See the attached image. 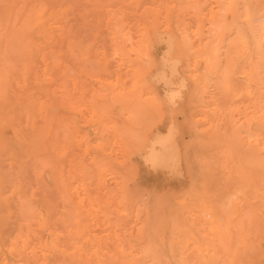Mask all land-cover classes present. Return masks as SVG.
Segmentation results:
<instances>
[{
    "label": "rangeland",
    "instance_id": "1",
    "mask_svg": "<svg viewBox=\"0 0 264 264\" xmlns=\"http://www.w3.org/2000/svg\"><path fill=\"white\" fill-rule=\"evenodd\" d=\"M32 1L33 2L31 3V0H0V28L2 24L3 29H0V37L2 38H0V42L2 41V43H0V80L1 76L3 75V72L1 71H4L5 76H3L4 78H6L5 83L7 84V86L5 84V87L4 82L2 83L4 87L3 88L1 85L2 91L6 88V90L3 91L6 93H3V96H1L2 93L0 95V151H3V148H5V150L3 151L4 153L2 151L0 152L2 153V156L0 154V182H2L0 183V201L3 204V208H1L2 206L0 204V209L3 210L5 208L3 210L4 212L0 210V213H3L1 215H3L4 218H7L4 219V223L0 224V226L2 225L1 228L6 229L4 230L0 228V253L1 251H3L0 255V264H111L112 262L115 263L118 260L120 261L122 258L124 260L122 259V262L118 261V263L169 264V261L171 262L172 260L171 247L176 245H179L180 248H182L183 252L189 258H198V252L194 249L195 243H200L199 245L202 250H204L205 248L211 249L216 244L222 246V243H224L229 247L228 250L229 252H231V254H229L231 259L235 258L236 260L240 261L241 218L239 215L241 213V101L231 98L224 91V89L221 88V83H218L217 81L219 73H222L226 69H230L232 71L235 70V68H230L229 65L231 61H234L231 56L232 48L236 45L234 31L236 28V24L237 27L240 25V27H242V16L240 20L239 18H233V15H231L230 13H225L221 8L225 7L224 5H227L225 2L226 0ZM146 3L150 4L146 5ZM42 4L46 6L49 4L47 8H51L50 10H48V12L51 14L50 20H46V29L48 31H43L35 24H31L28 26L23 25V23H26L25 20L27 16L33 11L34 6H40ZM251 5L255 6V9L257 10L256 21L258 22L264 14V0H251ZM243 8L244 5L241 1V3L239 2L237 6L238 14H243ZM172 11L175 16L172 14ZM133 12H138L137 16L134 15ZM195 15L197 18L195 17ZM228 15L230 18L228 17ZM5 16L9 19L5 18ZM16 16H21L22 19L19 18V20H17ZM167 16L171 23V29L169 30L166 29ZM232 18L233 22L231 20ZM15 20H17V22L19 21V24ZM115 21L116 23L121 22L123 24L122 26L121 23V25L118 23V30L121 28L123 29L121 34H127L126 36L124 35L127 38V41L125 43V46H123L124 52L125 54H127L125 56L127 63L125 61H122L118 54H114L115 47L111 41V31L114 27L110 26H115ZM16 23L18 25H16ZM146 23L148 25H146ZM14 24L16 28H14ZM184 25L188 26L184 27ZM226 25L229 32H227L226 30ZM212 27L217 29H214L215 33L213 32ZM30 28L34 30H31ZM142 28H154L155 33L158 34L157 36H166L167 32H170L168 35H173L174 38H178L181 36L185 37V33H187L188 35L186 34V37L189 38L188 40H190L189 42L191 45L197 47L200 42L201 46L203 45V43L204 45L207 44L211 48L212 54H214L212 55L214 59L211 60L210 65H206L200 58H198V64L196 63L195 65L191 57L182 59L181 64H179V73H177V76H180L179 78H181L184 85L187 86L184 87L186 89L183 88V92L180 94L179 99H173L174 105L172 104L170 106V104L167 103V100H169V96L172 95L167 91V88H165V86L161 82L156 84L153 80L155 74H157V72L159 71V67L161 69V57L166 55L164 53L166 52L165 44L161 42L157 43L156 41L153 42L154 45L152 44L150 46L151 49L148 54L144 53L143 55H141V59L137 58L134 52L129 49V46H133L132 44L137 40V36L139 32L141 33ZM17 30H20L22 33H24L23 36L26 32L28 33L27 35L30 36V38H28L27 36L29 48H27L24 52L17 51L18 49L16 50V52L13 51L18 47V45L16 46V48H13L12 51L10 50L13 46L15 47L16 44L15 42L14 45H10L14 41H16L15 38L11 37V34ZM218 30L220 31V33L217 32ZM31 33L33 35L32 37ZM128 36L132 41L128 38ZM4 37L5 40H3ZM40 37L42 40H39ZM31 38H33L32 43H30ZM35 38H37L38 41ZM190 38L193 39L191 40ZM11 39L14 40L11 41ZM75 39H77V41H74ZM6 43H8L7 46ZM81 43L84 45H82ZM53 45L55 47L57 46V48H54ZM61 46L65 49H62ZM6 48L7 53L5 52ZM57 49L59 50V52ZM82 49L83 51H81ZM228 49L230 50V53L228 52ZM106 50L109 52H107ZM214 50H216V53ZM2 51L3 53L5 52V54H3ZM9 52L10 54H13L12 57H10L11 55L9 54ZM49 52H52V55H50L54 58L52 57L50 59ZM109 53H112V55H110ZM7 54L9 57L6 56ZM62 54L65 59L62 58ZM115 55L117 56L113 60V56ZM55 56L59 58V60ZM60 57L63 59V61ZM102 57L107 58L106 67H103L102 63L100 62V58ZM109 57L112 58L110 59ZM1 58L4 63L1 61ZM8 58H10L11 61H9ZM92 58L95 59V61ZM77 61L79 64L77 63ZM110 61L112 65L109 64ZM147 61L149 64L148 66L144 67L147 69H144L143 65H146ZM19 63L23 64L24 66L19 65ZM75 63L76 65H74ZM64 65L70 66H68V71L63 69ZM96 65L99 67H97ZM11 66L13 67V69L10 68ZM86 67H88L89 70ZM84 68H86L87 70H85ZM25 70H27L26 74ZM56 70H59L60 75ZM100 70L103 74L105 72V76H114V80H111V78H104L103 74L101 77ZM102 70L105 71L103 72ZM195 70H199V72H208V85L205 89H202V91L199 90V94L194 92L196 89L195 75L197 74ZM65 71L68 76L66 75ZM97 71L98 73H96ZM10 72L11 74L9 75ZM94 72L97 74V78L99 79L95 78L96 75L94 74ZM88 73L90 75H88ZM7 74L9 76H7ZM98 75L100 76L98 77ZM60 76L62 78L60 79L61 81H59L58 79L60 78ZM49 77L52 79H50ZM239 77V74H234V83L236 85L241 83ZM64 78L67 79L68 83L64 82L66 81L64 80ZM109 81H111V83ZM65 83H67L68 85ZM57 84L61 85L59 86ZM93 84L96 86L94 87ZM218 86L220 87L221 91L219 90ZM158 89L159 92H157ZM162 89L163 91H161ZM214 91L217 92V94H215ZM45 93H47L46 97L44 96ZM113 94L117 97V101H114V99H111L110 101V98H112ZM153 94L157 97L152 96ZM164 96L165 98L163 99L162 97ZM200 96L201 98H199ZM49 97L54 101V103ZM127 97L131 98L130 101H127ZM134 97L136 98V100H134ZM83 98L86 99L84 100ZM228 98H231V100L228 101ZM140 100L143 103H141ZM44 101L51 102L52 105L55 104L54 106H56V108L53 106V111L50 117L51 124L48 127L43 125L42 118L38 113V106L41 102ZM112 101L114 104L111 103ZM110 103L114 105V109L112 108V105L110 107ZM143 104L145 106H143ZM180 105L182 109L180 108ZM166 106L169 109L166 108ZM30 107H32V111L29 109ZM123 107H125L126 110ZM206 107L209 109H207ZM175 108L176 112H178L177 109L181 110L179 111L180 113L175 112L177 115L173 113ZM61 112H63L64 116ZM120 112L122 114H120ZM57 114H59L60 116H57ZM52 115H55V117H52ZM188 115L189 117H187ZM144 119L149 122L147 126L145 125L146 121H144ZM39 123H41L42 125H40ZM162 123H164V125ZM37 124H39L40 126H38ZM155 124L157 125V127ZM168 124L173 125V144L175 145L177 151L180 153L181 157L180 160H178L179 162L175 161L173 162V164L172 162H169V164L173 166L170 165L168 167L156 168L150 163L148 164V162L146 161L149 153L147 145H149L148 143H150L152 145V151H159V147H157L158 145L153 142L155 137V135L153 134L155 132H158L161 136L167 135ZM70 125L75 130L74 136H70ZM185 125L188 126L185 127ZM206 125L207 127H205ZM39 127L41 128L39 129ZM60 128L62 131L64 129L69 130L68 133H70L68 134L66 130L65 132L68 135L65 132L63 133L62 131L60 133ZM35 129H37L38 132H36ZM34 132H36L37 134H35ZM45 132L47 135L45 134ZM33 135L35 138L37 137V150L32 152L26 146H28L29 140ZM42 135L45 137V139L42 138ZM39 136L42 140L39 138ZM145 137L146 139L148 138V141L145 139ZM150 139L152 143L149 142ZM41 142L43 143L41 144ZM195 144H198L197 148ZM41 145H43L44 148ZM76 145H78L77 148ZM99 145L100 148L96 149V147ZM191 147H193L194 149ZM202 147L205 150L201 149ZM73 148L75 149L74 151ZM110 150L111 152H109ZM135 150L138 154L135 153ZM140 150L141 152H139ZM202 150L204 151V154L203 152H201ZM14 151L15 153H13ZM16 151H18V153ZM39 151L41 154L39 153ZM43 151L45 152L42 153ZM27 152H32L33 154H27ZM234 153H236V156H234ZM44 154L45 156H43ZM140 154L141 157L139 156ZM31 155H34V160L32 159ZM25 156L30 157L26 158ZM66 156H68V158ZM216 156L221 160H218ZM65 159L66 163L65 161H63ZM17 162L18 166L16 164ZM34 162L36 163L34 164ZM64 164H66L67 167L64 166ZM118 168L119 170H116ZM80 170L85 171V176L81 177L79 175ZM217 171H219V173ZM41 175H43L44 178ZM61 176L65 177L64 184L67 185L66 190L61 187ZM48 177L50 180L48 179ZM182 178H184V180ZM134 179L135 181H133ZM170 179L172 182L170 181ZM227 181H229V184L227 183ZM49 185L52 188H50ZM180 185L183 187L180 188ZM234 185H236V187ZM73 188H75V190ZM217 188L219 190H217ZM147 189L148 191H146ZM27 190H30L31 192H28ZM49 190L50 192H48ZM40 191H42L43 193ZM222 191H224L225 193ZM24 192H27L30 200L25 197L26 193ZM91 192H93V194ZM45 193L46 195L44 196ZM18 195H23L24 197L21 196V198H27L28 202L30 203H28L27 200H25V202L20 197L19 198L21 200H18ZM41 195L43 196L41 197ZM84 195L86 198L84 197ZM166 195L169 197H167ZM40 197L42 199L43 197H48L47 199L52 198L49 201L51 206L49 205V208L45 206V204H43V206L40 203L42 201V199L40 201ZM162 197H164L165 199H163ZM16 199L20 203L21 201H23L22 203H25L23 208L21 209H24L25 212L28 213L31 209H29L27 205L32 207V204L39 201V205H33L37 208L36 210H38H35L36 212L34 211L36 217L33 213L30 214L31 219H27V216H30L27 213L23 212V210H19L20 206L22 207V203H17ZM47 199L44 200L46 201ZM163 200L164 203H161L163 202ZM51 201L53 203H51ZM47 202L48 200L46 201V203ZM64 204L65 206L70 205V208H64ZM160 204L163 205L161 206ZM24 207L28 209H25ZM46 207L48 209H46ZM72 207L75 208V211H73L74 208L71 209ZM118 207L119 209H121L120 212L118 211ZM155 208L156 210H154ZM17 209L18 211H16ZM214 209L217 211H215ZM47 210H49L50 212ZM176 210L178 211V213L176 212ZM219 210H221L222 214L219 212ZM39 211L42 216L38 214ZM77 211L79 212V214L77 213ZM121 211H123L124 213ZM155 211L158 213L156 214ZM210 211L218 215L217 217L220 216L214 223H210V221L212 220V217L209 213ZM16 212L18 213L16 214ZM21 212L25 214V220H22V218L20 217ZM51 212H53V216L51 215ZM160 213L164 216L162 217ZM202 213H204V215H202ZM4 214H6V216ZM1 215L0 221L3 219V216L1 217ZM18 215L21 220H17ZM50 215L52 216V220ZM74 215H76L77 217L82 216L84 220L87 219V225H83L82 223L76 224L74 228H69L68 226H74V223H79L78 220L82 219H77L76 217V221L78 222H75ZM155 215L158 216L156 217ZM177 215L181 217L178 222L177 219L180 217H177ZM32 216L35 217L36 221ZM47 217H50V220H48L49 218ZM70 217H72L73 220H71ZM90 217H92L91 220ZM152 217L156 218L153 219ZM111 218H114V220H110ZM67 219H70L69 222ZM263 219L262 221H264ZM60 220H62L63 223ZM151 220L155 221L153 223H156V228L155 225L151 224ZM50 221L51 223H49ZM25 222H28L29 224ZM262 223L264 225V222ZM58 224L60 227L58 226ZM90 224L92 225L90 226L91 229H89L88 226ZM99 224L100 226L103 224L102 227H100ZM63 225H66V228H62L64 227ZM84 226H87L86 229H89V231L84 230ZM191 226L193 227V229L190 228ZM58 227L61 229H57ZM76 227L78 229H76ZM147 227H149L152 232L149 228L146 229ZM213 227L216 228L217 231H213ZM100 228L103 229L99 230ZM2 230L3 232H5L3 233ZM63 230L66 233L61 234V231L63 232ZM96 230H99V235L97 232L94 233V231ZM147 230L149 232H147ZM8 231H10L9 233L12 234V238L10 237L11 235H7ZM39 231H41L42 235H44L45 233L46 234L42 236ZM85 231L88 233V238H86V236L84 240L82 239L80 241L78 237H83ZM263 231L264 230L262 229L260 231V234L259 232L257 233V241L256 238H253V244L255 245L254 248L256 249L254 250L256 254L257 250H259V253H261L262 255L264 252V250H262L264 249ZM2 233L6 235L2 237ZM13 233H15V235ZM23 235H25V239ZM148 235L151 237H149ZM190 235L193 236L194 240L191 239ZM7 236L11 239L12 243L10 239H7ZM2 238H5V240H9V242H5ZM68 239L71 240V243L72 240H74L73 242L76 243H73L70 246L68 245L70 244ZM142 240H144V244ZM83 241H85L84 244L89 248L92 246V248H90L92 252H89V249L87 250L88 253H86L84 251L83 244H77L78 242L83 243ZM159 242L161 244H158ZM6 243H8L9 245ZM5 244L8 246H5ZM151 245L152 247L150 248ZM87 246H84L85 250ZM119 247L122 250H120ZM54 253L57 256H55ZM237 253H239V258L236 255ZM14 254L17 255L14 257ZM72 254L74 257H72ZM83 254L86 257V260L82 258ZM220 254L221 256L223 255L222 253ZM60 255L62 258H58ZM127 255L128 258H126ZM262 255H259V257H261ZM54 256L57 258H55ZM263 258L264 255L262 256V258H259L258 264H264ZM56 259L59 261L55 262ZM60 259L62 260L60 261ZM132 259H134V262L132 261ZM105 260H107V263Z\"/></svg>",
    "mask_w": 264,
    "mask_h": 264
},
{
    "label": "bare ground",
    "instance_id": "2",
    "mask_svg": "<svg viewBox=\"0 0 264 264\" xmlns=\"http://www.w3.org/2000/svg\"><path fill=\"white\" fill-rule=\"evenodd\" d=\"M137 1V0H136ZM150 1V0H149ZM180 1V0H179ZM187 1V0H186ZM195 1V0H194ZM241 1H242V3H243V5H244V8H243V10H244V12H243V14L241 15V13L240 14H238V9H237V6H238V3L240 2L241 3ZM33 1L31 0V3H32ZM176 2V1H175ZM199 2V1H198ZM198 2H196V3H198ZM226 2V4L227 5H224L225 7H223V8H221L225 13H230L231 15H233L232 17L233 18H235V19H240L241 20V16H242V23H243V25H242V27H240V26H238L237 27V24H236V28H235V31H234V34H235V40H236V45L232 48V52H231V56H232V58H233V60L234 61H231V63H230V68H235V70L234 71H232V70H230V69H226L225 71H223L222 73H219V75H218V83H221V88L222 89H224V91L231 97V98H234V99H237V100H239V101H241V213H240V218H241V257L239 258V256H238V254L239 253H237L236 255L238 256V258L240 259V261L239 260H236L235 258L234 259H231V257H230V255L229 254H231V252H229V250H228V245H225L224 243H222V246H219V245H215V246H213L211 249H207V248H205L204 250H202L201 249V247H200V243L198 244V243H195V251H197L198 253V258H196V259H192V258H189L184 252H183V250H182V248H180V246L179 245H176V246H172L171 247V256H172V260H171V262L169 261V264H258V261H259V258H262V256L264 255V252H263V255L261 254V253H259V250H257V254H256V252H255V245L253 244V242H254V240H253V238H256L257 237V233L259 232V234H260V231L263 229L264 230V225H263V223L262 222H264V221H262V219H263V216H264V14L262 15V18L260 19V21H256V14H257V10L255 9V6H252L251 5V0H226L225 1ZM224 2V3H225ZM47 3V2H46ZM157 3V2H156ZM180 3V2H179ZM148 3H146V5H147ZM150 4V3H149ZM148 4V5H149ZM183 4H184V2H183ZM251 6H250V5ZM258 4V3H257ZM49 5V4H48ZM47 5V6H48ZM154 5V4H153ZM182 5V4H181ZM203 5V4H202ZM255 5V4H254ZM47 6L46 5H44V4H42V5H35L34 6V8H33V11L27 16V18H26V20H25V22L26 23H23V25H31V24H35L38 28H41L43 31H45V30H47L46 29V20H50V17H51V14L48 12V10H50L51 8V6L49 7L50 9H48L47 8ZM130 6V5H129ZM177 6V5H176ZM213 6H215V5H213ZM132 7V6H131ZM178 7V6H177ZM177 7H175V8H177ZM211 7H212V5H211ZM27 9H28V6H27ZM132 9H134V8H132ZM206 9V8H205ZM218 9V8H217ZM128 10V9H127ZM129 11H130V9H129ZM134 11V10H133ZM191 11H193V10H191ZM207 11V10H206ZM185 12H186V10H185ZM209 12V11H208ZM224 12H223V14H224ZM138 13V12H137ZM137 13H134L133 12V14L134 15H136L137 16ZM152 13V12H151ZM164 13V12H163ZM221 13V12H220ZM10 14V13H9ZM156 14V13H155ZM172 14H173V11H172ZM209 14V13H208ZM11 15V14H10ZM22 15V14H21ZM126 15V14H125ZM174 15V14H173ZM220 15V14H219ZM234 15H235V17H234ZM9 16V15H8ZM175 16V15H174ZM209 16H211V15H209ZM12 17V16H11ZM14 17V16H13ZM18 17V18H17ZM188 17V16H187ZM195 17H196V15H195ZM202 17V16H201ZM228 17H229V15H228ZM5 18H7L6 16H5ZM19 18L20 19H22L21 18V16H16V19L17 20H19ZM145 18V17H144ZM151 18H153V17H151ZM155 18V17H154ZM197 18V17H196ZM200 18V17H199ZM208 18V17H207ZM230 18V17H229ZM233 18L231 19L232 20V22H233ZM7 19H9V18H7ZM117 19H118V17H117ZM116 19V20H117ZM147 19V18H146ZM173 19V18H172ZM171 19V20H172ZM226 19H227V17H226ZM14 20V19H13ZM17 20H15L16 22H17ZM119 20H120V17H119ZM122 20V19H121ZM164 20V19H163ZM202 20V19H201ZM14 21V22H15ZM140 21V20H139ZM235 21V20H234ZM150 22V21H149ZM154 22V21H153ZM152 22V23H153ZM191 22V21H190ZM12 23H13V21H12ZM18 24H19V21L17 22ZM16 23V25H18ZM116 23V21L114 22V24ZM119 24L121 23V22H118ZM118 23H116L115 24V26H110V27H114L113 28V30L111 31V35H112V37H111V41H112V44L114 45V47H115V53L114 54H118L119 55V57H120V59L122 60V61H125L126 63H127V60H126V58H125V56L127 55V54H125V52H124V47L123 46H125V43H126V41H127V38L125 37L127 34L126 33H124V34H121V32H122V28L121 29H119L118 30V28H119V26H118ZM148 23V22H147ZM146 23V25H148ZM196 23V22H195ZM9 24V23H8ZM10 24H11V22H10ZM122 24V23H121ZM120 24V25H121ZM157 24V23H156ZM179 24V23H178ZM203 24V23H202ZM217 24V23H216ZM235 24V23H234ZM6 25V24H5ZM4 25V26H5ZM153 25H155V24H153ZM158 25V24H157ZM204 25V24H203ZM218 25V24H217ZM228 25V24H227ZM227 25H226V30H227V32H229L228 31V27H227ZM14 26H15V24H14ZM122 26H123V24H122ZM166 26H167V28L166 29H171L170 27H171V23H170V21H169V19H168V16H167V19H166ZM185 26H188V25H184V27ZM196 26V25H195ZM220 26V25H219ZM218 26V27H219ZM133 27V26H132ZM154 27V26H153ZM207 27V26H206ZM239 27H240V29H239ZM8 28V27H7ZM6 28V29H7ZM14 28H16V26L14 27ZM13 28V29H14ZM148 28V27H147ZM197 28V27H196ZM213 28V32H214V29H216V28H214V27H212ZM223 28H224V26H223ZM242 28V29H241ZM1 30H3L2 29V24H1V28H0ZM31 30H34V29H32V28H30ZM162 29V28H161ZM8 30V29H7ZM25 30V29H24ZM121 30V31H120ZM194 30H196V29H194ZM217 30V29H216ZM221 30V29H220ZM11 31V30H10ZM23 31V30H22ZM26 31V30H25ZM48 31V30H47ZM143 31V32H142ZM142 31H141V33L139 32V34H138V36H137V40L132 44L133 46H131L130 44V50L131 51H133L134 52V54H135V56H137V58H139V59H141V55H143L144 53H147L148 54V52L150 51V49H151V45L153 44V42H161V43H164L165 44V47H166V52H164L166 55H161V56H163V57H161V69H160V67H159V71L157 72V74H155V73H152V74H155V76H154V83H159V82H161L164 86H165V88H167V91L168 92H170V94H172V95H170L169 96V100H167V98H166V100H167V103H169L170 104V106L174 103L173 101L175 100V98L176 99H179V97H180V94L183 92V88L184 87H186L185 85H184V83H183V80L181 79V78H179L178 76H177V73H179L178 72V69H179V64H181V61H182V59H186V58H188V57H191V59H192V61H193V63H194V65L197 63V62H199L198 61V58H200V59H202L203 61H204V63L206 64V65H210V62H211V60H213L214 59V57L212 56V55H214V54H212V50H211V48L207 45V44H205L204 45V43H203V45L201 46V42L198 44V46L197 47H194V45H191L190 44V40H188L189 38H187L186 37V34L187 33H185V37L187 38H185V37H176V38H174V36L172 35H168L169 33L167 32V35L166 36H157L158 34L157 33H155V30H154V28H152V29H146V28H142ZM167 31V30H166ZM1 32V31H0ZM24 32V31H23ZM29 32V31H28ZM32 32V31H31ZM190 32V31H189ZM217 32H219L220 33V31L218 30ZM33 33H36V32H33ZM47 33V32H46ZM172 33V32H171ZM210 33H212V32H210ZM215 33V32H214ZM1 34V33H0ZM23 34L24 33H22L20 30H17V31H14L12 34H11V37L12 38H15V40L16 41H14L12 44H10V45H14V43L16 42V44H15V47L13 46L12 47V49H10L11 51L13 50V48H16V46L18 45V47L15 49V50H13L14 52H16V50L17 51H22V52H24L27 48H29L28 46H29V42H28V39H27V32L25 33V35L23 36ZM64 34V33H63ZM62 34V35H63ZM160 34V33H159ZM162 34H164V33H162ZM191 34V33H190ZM195 34V33H194ZM65 35V34H64ZM125 35V36H124ZM188 35V34H187ZM220 35H222V34H220ZM1 36V35H0ZM3 36V35H2ZM5 36V35H4ZM33 35H32V33H31V37H32ZM35 36V35H34ZM41 36V35H40ZM176 36V35H175ZM184 36V35H183ZM20 37H22V38H20ZM24 37H26V38H24ZM36 37V36H35ZM134 37V36H133ZM197 37V36H196ZM1 38V37H0ZM28 38H30V36H28ZM61 38V37H60ZM72 38H74V37H72ZM128 38L130 39V37L128 36ZM135 38V37H134ZM195 38V37H194ZM2 39V38H1ZM7 39H8V37H7ZM32 39L33 38H31V42L30 43H32ZM36 40H37V38H35ZM191 39V38H190ZM193 39V38H192ZM191 39V40H192ZM3 40H5V37H4V39ZM14 40V39H13ZM12 39H11V41H13ZM39 40H42L41 39V37H40V39ZM68 40V39H67ZM70 40V39H69ZM73 40V39H72ZM131 40V39H130ZM129 40V41H130ZM217 40V39H216ZM38 41V40H37ZM36 41V42H37ZM43 41H45V40H43ZM42 41V42H43ZM74 41H77V39H75ZM128 41V42H129ZM132 41V40H131ZM34 42V41H33ZM193 42V41H192ZM0 43H2V41L0 42ZM63 43V42H62ZM130 43V42H129ZM223 43V42H222ZM60 44V43H59ZM66 44V43H65ZM68 44V43H67ZM82 44V43H81ZM216 44V43H215ZM5 45V44H4ZM8 45V43H6V46ZM36 45V44H35ZM82 45H84V44H82ZM154 45V44H153ZM195 45H196V43H195ZM37 46V45H36ZM54 46V45H53ZM63 46V45H62ZM61 46V47H62ZM76 46V45H75ZM156 46V45H155ZM84 47V46H83ZM82 47V48H83ZM87 47V46H86ZM93 47V46H92ZM109 47V46H108ZM108 47H107V49H108ZM113 47V48H114ZM3 48H4V46H3ZM40 48V47H39ZM42 48V47H41ZM44 48V47H43ZM54 48H57V46L55 47L54 46ZM64 47H62V49H63ZM75 48H77V47H75ZM80 48V47H79ZM113 48H111V49H113ZM216 48V47H215ZM59 49V48H58ZM57 49V50H58ZM65 49V48H64ZM81 49V48H80ZM89 49V48H88ZM34 50V49H33ZM153 50V49H152ZM225 50V49H224ZM30 51V50H29ZM40 51H41V49H40ZM40 51H39V53H40ZM55 51H56V49H55ZM69 51V50H68ZM81 51H83V49L81 50ZM85 51V50H84ZM93 51H94V49H93ZM92 51V52H93ZM107 51V50H106ZM111 51V50H110ZM130 51V52H131ZM215 51V53H216V50H214ZM213 51V52H214ZM6 53H7V48H6V51H5ZM5 52L3 53V51H2V53L3 54H5ZM32 52H34V51H32ZM58 52H59V50H58ZM76 52V51H75ZM91 52V51H90ZM107 52H109V51H107ZM228 52L230 53V50L228 49ZM12 53V52H11ZM52 53V52H51ZM50 52H49V56H50V59L53 57H51V54ZM84 53V52H83ZM9 54H10V52H9ZM16 54V53H15ZM24 54V53H23ZM51 54V55H50ZM92 54V53H91ZM108 54V53H107ZM110 54V53H109ZM129 54V53H128ZM131 54H133V53H131ZM162 54H163V52H162ZM11 56L10 57H12L13 56V54H10ZM32 55H33V53H32ZM40 55H41V53H40ZM59 55V54H58ZM69 55V54H68ZM86 55V54H85ZM110 55H112V53L110 54ZM110 55H108V56H110ZM7 57H9L8 56V54L6 55ZM24 56V55H23ZM25 56H27V55H25ZM80 56V55H79ZM117 55H115V56H113V60H114V58L116 57ZM151 56V55H150ZM1 57V56H0ZM6 57V58H7ZM56 57V56H55ZM74 57V56H73ZM2 58H3V56H2ZM2 58H1V61L3 62V60H2ZM5 58V59H6ZM29 58V57H28ZM54 58V57H53ZM57 58V57H56ZM61 58V57H60ZM62 58H64L63 57V54H62ZM61 58V59H62ZM66 58H68V57H66ZM70 58H71V56H70ZM87 58V57H86ZM110 58V57H109ZM112 58V57H111ZM110 58V59H111ZM4 59V60H5ZM9 59V61H11L10 60V58H8ZM31 59V58H30ZM33 59V58H32ZM58 60H59V58H57ZM65 59V58H64ZM83 59V58H82ZM89 59V58H88ZM93 59V58H92ZM110 59H108V60H110ZM199 59V60H200ZM22 60V59H21ZM29 60V59H28ZM68 60V59H67ZM78 60V59H77ZM87 60V59H86ZM94 61H95V59H93ZM113 60H111V61H113ZM154 60V59H153ZM20 61V60H19ZM18 61V62H19ZM51 61V60H50ZM56 61V60H55ZM62 61H63V59H62ZM73 61V60H72ZM74 61H76V60H74ZM84 61V60H83ZM90 61H91V59H90ZM107 58L106 57H102V58H100V62L102 63V65H103V67H106V64H107ZM111 61H110V63L109 64H111ZM134 61H135V59H134ZM155 61V60H154ZM21 62V61H20ZM22 62H23V60H22ZM30 62H32V61H30ZM29 62V63H30ZM81 62V61H80ZM98 62V61H97ZM152 62V61H151ZM212 62H214V61H212ZM4 63V62H3ZM2 63V64H3ZM7 63H8V61H7ZM24 63V62H23ZM33 63H34V61H33ZM68 63V62H67ZM77 63H78V61H77ZM89 63H91V62H89ZM1 64V63H0ZM31 64V63H30ZM29 64V65H30ZM63 64V63H62ZM70 64V63H69ZM79 64V63H78ZM87 64V63H86ZM93 64H94V62H93ZM97 64V63H96ZM120 64V63H119ZM148 61L146 62V65H143V68L144 67H146V66H148ZM198 64V63H197ZM200 64V63H199ZM19 65H23V64H21V63H19ZM44 65V64H43ZM74 65H76V63L74 64ZM82 65V64H81ZM84 65V64H83ZM112 65V64H111ZM111 65H110V68H111ZM4 66V65H3ZM20 66V67H21ZM24 66V65H23ZM49 66H51V65H49ZM69 66V65H68ZM68 66H66V65H64V70H66V71H68ZM87 66V65H86ZM91 66H92V64H91ZM90 66V67H91ZM95 66V65H94ZM97 66V65H96ZM7 67H8V65H7ZM26 67V66H25ZM31 67V66H30ZM34 67V66H33ZM62 67V66H61ZM61 67H60V69H61ZM70 67V66H69ZM73 67V66H72ZM78 67V66H77ZM82 67V66H81ZM97 67H99V66H97ZM113 67V66H112ZM137 67H139V66H137ZM1 68V67H0ZM5 68V67H4ZM10 68H12L13 69V67L11 66ZM23 68V67H22ZM55 68V67H54ZM53 68V69H54ZM88 70H89V68L88 67H86ZM86 68H84L85 70H87ZM96 68V67H95ZM101 68V67H100ZM109 68V69H110ZM156 68H158V67H156ZM193 68V67H192ZM6 69V68H5ZM15 69V68H14ZM18 69V68H17ZM59 69V70H60ZM72 69V68H71ZM74 69V68H73ZM76 69V68H75ZM91 69H93V68H91ZM125 69V68H124ZM144 69H147V68H144ZM148 69H150V68H148ZM152 69H153V67H152ZM197 69V68H196ZM2 70H3V67H2ZM21 70H23V69H21ZM20 70V71H21ZM59 70H56V71H58V74L60 75V73H59ZM78 70V69H77ZM95 70H97V69H95ZM6 71V70H5ZM26 71L27 70H25V74H26ZM61 71V70H60ZM66 71H65V73H66ZM92 71V70H91ZM99 71V70H98ZM98 71L96 72V73H98ZM103 72L105 71V70H102ZM125 71V70H124ZM146 71V70H145ZM182 71V70H181ZM1 72H3V75L5 76V74H4V71H1ZM19 72V71H18ZM44 72V71H43ZM52 72V71H51ZM74 72H77V71H74ZM100 72H101V70H100ZM195 72L197 73L196 75H195V83H196V85H195V91L194 92H196L197 94H199L198 92H199V90H201L202 91V89H205L206 87H207V85H208V82H207V74H208V72L206 73V72H199V70H195ZM6 73V72H5ZM53 73V72H52ZM90 73V72H89ZM88 73V75H90ZM92 73V72H91ZM95 72H94V74L96 75V77L95 78H97V74H96ZM112 73V72H111ZM147 73H149V72H147ZM1 74V73H0ZM11 74V72L9 73V75ZM76 74V73H75ZM75 74H74V77H75ZM102 72H101V77H102ZM151 74V73H150ZM234 74H239V78H240V81H241V83H239L240 84V86H239V84L238 85H236L235 83H234V81H235V78H234ZM1 76V80H0V88H1V85H2V87H3V82H4V86H5V79L6 78H4V76ZM8 74H7V76H9ZM19 75H20V73H19ZM66 75H67V73H66ZM92 75V74H91ZM94 75V76H95ZM104 78L106 77V78H111V80L113 79L114 80V76L112 77H110V76H105L106 74H105V72H104ZM110 75V74H109ZM125 75V74H124ZM124 75H123V77H124ZM145 75V74H144ZM6 76V77H7ZM40 76H41V74H40ZM58 76V75H57ZM68 76V75H67ZM100 75H98V77H99ZM148 76V75H147ZM151 76V75H150ZM66 77V76H65ZM70 77V76H69ZM85 77V76H84ZM9 78V77H8ZM11 78V77H10ZM50 78V77H49ZM152 78V77H151ZM217 78V77H216ZM50 79H52V78H50ZM53 79H54V77H53ZM57 79V78H56ZM59 79V81H61L60 79H62L61 78V76H60V78H58ZM57 79V80H58ZM67 79H68V77H67ZM67 79H65L64 78V80H66V81H64V82H67L68 83V81H67ZM81 79V78H80ZM97 79H99V78H97ZM107 79V80H108ZM184 79V78H183ZM186 79V78H185ZM213 79V78H212ZM83 80V79H82ZM91 80V79H90ZM96 80V79H95ZM104 80V79H103ZM147 80V79H146ZM8 81V80H7ZM22 81V80H21ZM55 81V80H54ZM53 81V82H54ZM98 81V80H97ZM149 81V80H148ZM185 81V80H184ZM52 82V81H51ZM56 82V81H55ZM110 83H111V81H109ZM67 83H65V84H67ZM91 83V82H90ZM114 83V82H113ZM151 83H152V81H151ZM115 84V83H114ZM149 84V83H148ZM186 84V83H185ZM191 84V83H190ZM51 85V84H50ZM57 85H61V84H57ZM63 85H64V83H63ZM68 85V84H67ZM94 85V84H93ZM6 86H7V84H6ZM5 86V87H6ZM54 86V85H53ZM58 86V87H59ZM70 86V85H69ZM96 85H94V87H95ZM115 86V85H114ZM117 86V85H116ZM156 86V85H155ZM192 86V85H191ZM215 86H216V83H215ZM52 87V86H51ZM62 87V86H61ZM158 87V86H157ZM190 87V86H189ZM210 87V86H209ZM219 87V86H218ZM4 88V87H3ZM63 88V87H62ZM71 88V87H70ZM88 88V87H87ZM90 88V87H89ZM106 88V87H105ZM156 88V87H155ZM64 89V88H63ZM103 89H104V87H103ZM184 89H186V88H184ZM1 90V92H0V95H1V93H2V95L1 96H3V93H6V92H3V91H5L6 90V88L2 91V88L0 89ZM77 90V89H76ZM80 90V89H79ZM82 90V89H81ZM89 90V89H88ZM124 90V89H123ZM157 90V89H156ZM218 90V89H217ZM216 90V91H217ZM219 90L221 91V89H220V87H219ZM46 91V90H45ZM161 91H163V89L161 90ZM167 91H166V93H167ZM207 91H209V90H207ZM81 92V91H80ZM157 92H159V89H158V91ZM213 92V91H212ZM215 92V91H214ZM218 92V91H217ZM217 92H215V94H217ZM43 93V92H42ZM93 93V92H92ZM164 93V92H163ZM209 93V92H208ZM220 93H222V92H220ZM46 94V95H45ZM44 94V96L46 97L47 96V93H45ZM69 94H71V93H69ZM77 94V93H76ZM66 95V94H65ZM166 95V94H165ZM213 95V94H212ZM40 96H41V94H40ZM49 96H50V94H49ZM73 96V95H72ZM88 96V95H87ZM95 96H97V95H95ZM152 96H155V97H157L156 95H152ZM221 96V95H220ZM227 96V95H226ZM4 97H5V95H4ZM3 97V98H4ZM170 97H171V100H170ZM178 97V98H177ZM184 97V96H183ZM42 98H43V96H42ZM50 98V97H49ZM48 98V99H49ZM128 98L129 97H127V101H130V99L131 98H129V100H128ZM138 98V97H137ZM163 99L165 98V96L164 97H162ZM182 98V97H181ZM199 98H201V96L199 97ZM217 98H219V97H217ZM231 98L229 99L228 98V101H230L231 100ZM51 99V98H50ZM84 99V98H83ZM86 99V98H85ZM84 99V100H85ZM111 99H114V101H117V97L113 94V96H112V98H110V101H111ZM174 99V100H173ZM208 99V98H207ZM52 100V99H51ZM108 100H109V98H108ZM134 100H136V98L134 97ZM133 100V101H134ZM53 101V100H52ZM60 101V100H59ZM141 101V100H140ZM182 101V100H181ZM222 101H224V100H222ZM85 102V101H84ZM139 102V101H138ZM176 102V101H175ZM53 103H54V101H53ZM112 104H114L113 103V101L111 102ZM110 103V107H111V104ZM134 103V102H133ZM141 103H143L142 101H141ZM166 103V102H165ZM182 103V102H181ZM180 103V104H181ZM237 103V102H236ZM236 103H234V104H236ZM239 103V102H238ZM160 104V103H159ZM178 104V103H177ZM55 105V104H54ZM54 105H52V103L51 102H41L40 104H39V108H38V113L40 114V116H41V118H42V123H43V125L44 126H46V127H48L51 123H50V121H51V113H52V111H53V106ZM58 105V104H57ZM128 105V104H127ZM167 105V104H166ZM174 105V104H173ZM176 105V104H175ZM181 105H183V104H181ZM181 105H180V108L182 109V107H181ZM186 105V104H185ZM224 105V104H223ZM30 106V105H29ZM32 106V105H31ZM114 105H112V108L114 109V107H113ZM136 106V105H135ZM143 106H145L144 104H143ZM169 106V107H170ZM184 106V105H183ZM221 106V105H220ZM27 107V106H26ZM55 108H56V106H54ZM217 107V106H216ZM222 107V106H221ZM31 108L32 107H30L29 109L31 110ZM34 108H35V106H34ZM34 108H33V110H34ZM121 108H122V106H121ZM124 109H125V107H123ZM147 108V107H146ZM166 108H168L167 106H166ZM177 108H179V107H177ZM207 108V107H206ZM213 108H215V107H213ZM112 109V110H113ZM123 109V110H124ZM129 109V108H128ZM169 109V108H168ZM207 109H209V108H207ZM89 110V109H88ZM111 110V111H112ZM126 110V109H125ZM124 110V111H125ZM147 110V109H146ZM32 111V110H31ZM37 111V110H36ZM59 111V110H58ZM101 111V110H100ZM151 111V110H150ZM171 111H172V109H171ZM177 111L178 112H176V108H175V110L173 111V113H180L179 111H181L180 109H177ZM187 111V110H186ZM87 112V111H86ZM110 112V111H109ZM133 112V111H132ZM147 112V111H146ZM149 112V111H148ZM164 112V111H163ZM228 112V111H227ZM62 113V115L64 116V114H63V112H61ZM166 113H168V112H166ZM175 113V114H176ZM26 114V113H25ZM24 114V115H25ZM30 114V113H29ZM28 114V115H29ZM34 114H35V112H34ZM60 114V113H59ZM59 114H57V116H60ZM120 114H122L121 112H120ZM158 114V113H157ZM189 114V113H188ZM32 115V114H31ZM56 115V114H55ZM55 115H52V117L54 116L55 117ZM87 115V114H86ZM92 115V114H91ZM130 115V114H129ZM167 115V114H166ZM177 115V114H176ZM120 116H122V115H120ZM127 116V115H126ZM159 116V115H158ZM158 116H154V117H158ZM168 116V115H167ZM172 116H174V115H172ZM88 117H90V116H88ZM106 117H107V115H106ZM160 117V116H159ZM170 117H171V115H170ZM182 117V116H181ZM187 117H189V115L187 116ZM31 118V117H30ZM92 118V117H91ZM120 118V117H119ZM122 118V117H121ZM162 118V117H161ZM54 119V118H53ZM57 120H58V117H57ZM159 120V119H158ZM161 120V119H160ZM170 120V119H169ZM175 120V119H174ZM38 121V120H37ZM144 121H146V119H144ZM152 121V120H151ZM41 122V121H40ZM59 122H60V120H59ZM101 122H102V120H101ZM157 122V121H156ZM186 122V121H185ZM119 123V122H118ZM178 123V122H177ZM228 123V122H227ZM40 125H42L41 123H39ZM39 124H37L38 126H40ZM101 124V123H100ZM149 124V122L148 121H146L145 122V125L147 126ZM158 124V123H157ZM163 125H164V123H162ZM156 125V124H155ZM160 125H161V123H160ZM101 126V125H100ZM159 126V125H158ZM184 126V125H183ZM188 126V125H187ZM186 125H185V127H187ZM42 127V126H41ZM41 127H39V129L41 128ZM65 127V126H64ZM156 127H157V125H156ZM179 127V126H178ZM205 127H207V125L205 126ZM59 128V127H58ZM57 128V129H58ZM66 128V127H65ZM172 128H173V125L172 124H168L167 125V130H168V134L167 135H163V136H161V135H159V133L157 132H155L153 135H155V137H154V141L153 142H155L156 143V145H158L157 147H159V151H152L151 150V144L150 143H148L149 145H147V148H148V150H149V153H148V157H147V159H146V161L148 162V164L150 163L152 166H155L156 168L157 167H159V168H163V167H168V166H170L171 164H169V162H172V164H173V162H175V161H178V160H180V157H181V155H180V153L177 151V149H176V147H175V145L173 144V134H172ZM190 128V127H189ZM48 129V128H47ZM67 129V128H66ZM66 129H64L63 131L61 130V128H60V133H61V131L64 133L65 132V130ZM147 129V128H146ZM151 129H152V126H151ZM36 130V132H38L37 131V129H35ZM41 130H43V129H41ZM45 130V129H44ZM70 130H71V135L70 136H74L75 135V130H74V128L73 127H71V125H70ZM111 130V129H110ZM157 130V129H156ZM214 130H216V129H214ZM68 131L69 130H66V132L68 133ZM36 132H34L35 134H37ZM40 132V131H39ZM47 132V131H46ZM46 132H45V134H46ZM65 132V133H66ZM214 132V131H213ZM31 133V132H30ZM43 133V132H42ZM49 133V132H48ZM59 133V134H60ZM66 133V134H67ZM70 133V132H69ZM68 133V134H69ZM147 133V132H146ZM67 134V135H68ZM138 134V133H137ZM162 134V133H161ZM47 135V134H46ZM45 135V136H46ZM181 135V134H180ZM206 135V134H205ZM191 136V135H190ZM192 136H193V134H192ZM226 136V135H225ZM151 137V136H150ZM179 137V136H178ZM195 137V136H194ZM27 138V137H26ZM37 138V137H36ZM36 138L34 137V135L30 138V140H29V143H28V146H26L30 151H35V150H37V147H36ZM39 138H40V136H39ZM42 138L43 139H45V137L42 135ZM177 138V137H176ZM197 138V137H196ZM202 138V137H201ZM205 138V137H204ZM207 138V137H206ZM209 138V137H208ZM41 139V138H40ZM47 139V138H46ZM49 139V138H48ZM65 139V138H64ZM139 139V138H138ZM145 139H146V137H145ZM180 139V138H179ZM179 139H178V141H179ZM194 139V138H193ZM213 139V138H212ZM42 140V139H41ZM147 141H148V138L146 139ZM45 141V140H44ZM96 142V141H95ZM94 142V143H95ZM149 142H151L152 143V141H151V139H150V141ZM43 142H41V144H42ZM75 144V143H74ZM201 144V143H200ZM137 145V144H136ZM142 145V144H141ZM197 145L198 144H195V146H196V148H197ZM210 145V144H209ZM216 145V144H215ZM41 146H43V145H41ZM25 147V148H26ZM74 147V146H73ZM78 147V145H76V148ZM138 147V146H137ZM146 147V146H145ZM215 147V146H214ZM220 147V146H219ZM1 148V147H0ZM43 148H44V146H43ZM43 148H41V149H43ZM84 148V147H83ZM100 148V145L99 146H97L96 147V149H99ZM142 148V147H141ZM191 148H193V147H191ZM190 148V149H191ZM218 148V147H217ZM27 149V150H28ZM180 149V148H179ZM194 149V148H193ZM201 149H203V150H205L203 147L201 148ZM209 149V148H208ZM208 149H206V150H208ZM5 150V148H3V151ZM45 150V149H44ZM75 149L73 148V151H74ZM77 150V149H76ZM136 150H139V149H136ZM135 150V151H136ZM201 151V152H203V154H204V151ZM212 150V149H211ZM211 150H210V152H211ZM2 151V150H1ZM0 151V152H1ZM2 151V152H3ZM143 151V150H142ZM190 151V150H189ZM192 151V150H191ZM214 151V150H213ZM17 153H18V151H16ZM31 152V153H32ZM38 152V151H37ZM45 151H43L42 153H44ZM83 152V151H82ZM81 152V153H82ZM109 152H111V150L109 151ZM108 152V153H109ZM139 152H141V150L139 151ZM206 152V151H205ZM4 153V152H3ZM13 153H15V151L13 152ZM30 153V152H29ZM28 152H27V154H29ZM30 153V154H31ZM39 153H40V151H39ZM116 153V152H115ZM135 153H137V151L135 152ZM238 153V152H237ZM1 154V156H2V153H0ZM12 154V153H11ZM33 154V153H32ZM41 154V153H40ZM72 154V153H71ZM83 154V153H82ZM132 154V153H131ZM138 154V153H137ZM206 154V153H205ZM236 153H234V156H236L235 155ZM14 155V154H13ZM216 155V154H215ZM1 156H0V158H1ZM19 156V155H18ZM32 156V155H31ZM34 156V155H33ZM32 156V159L34 158ZM36 156V155H35ZM41 156V155H40ZM43 156H45V154L43 155ZM69 156V155H68ZM68 156H66L67 158H68ZM82 156V155H81ZM131 156V155H130ZM140 157H141V154L139 155ZM138 156V157H139ZM186 156V155H185ZM184 156V157H185ZM233 156V155H232ZM26 157V156H25ZM30 157V156H29ZM28 156L26 157V158H29ZM65 157V158H66ZM200 157V156H199ZM217 157V156H216ZM12 158H14V157H12ZM53 158V157H52ZM81 158V157H80ZM212 158H213V156H212ZM218 158V157H217ZM234 158V157H233ZM31 159V158H30ZM130 159V158H129ZM141 159V158H140ZM34 160V159H33ZM32 160V161H33ZM37 160V159H36ZM218 160H221V159H219L218 158ZM227 160H228V158H227ZM18 161H20V160H18ZM53 161V160H52ZM63 161H65V163H66V159L65 160H63ZM63 161H61V162H63ZM88 161V160H87ZM91 161V160H90ZM89 161V162H90ZM37 162V161H36ZM36 162H34V164L36 163ZM179 162V161H178ZM236 162V161H235ZM12 164V163H11ZM17 164V166H18V162L16 163ZM145 164V163H144ZM174 164H176V163H174ZM194 164V163H193ZM48 165H50V164H48ZM211 165H213V164H211ZM38 166V165H37ZM41 166V165H40ZM64 166H66V164H64ZM171 166H173V165H171ZM175 166V165H174ZM181 166V165H180ZM194 166V165H193ZM32 167H33V165H32ZM67 167V166H66ZM121 167V166H120ZM148 167V166H147ZM146 167V168H147ZM151 167V166H150ZM44 168V167H43ZM124 168H125V166H124ZM130 168V167H129ZM128 168V169H129ZM195 168H196V166H195ZM201 168V167H200ZM209 168V167H208ZM210 168H211V166H210ZM90 169V168H89ZM115 169V168H114ZM131 169V168H130ZM182 169V168H181ZM116 170H119V168L118 169H116ZM158 170V169H157ZM46 171H48V170H46ZM131 172V171H130ZM149 172V171H148ZM180 172H182V171H180ZM218 173H219V171H217ZM90 173V172H89ZM164 173V172H163ZM194 173V172H193ZM214 173V172H213ZM215 173H216V171H215ZM85 174V171L83 170H80V172H79V175L82 177V176H85L84 175ZM128 174V173H127ZM153 174V173H152ZM156 174H157V172H156ZM161 174V173H160ZM169 174V173H168ZM231 174V173H230ZM47 175V174H46ZM197 175V174H196ZM42 177H43V175H41ZM129 176V175H128ZM148 176H149V174H148ZM209 176H211V175H209ZM213 176V175H212ZM136 177V176H135ZM166 177V176H165ZM171 177V176H170ZM183 177V176H182ZM195 177V176H194ZM1 178V177H0ZM44 178V177H43ZM230 178V177H229ZM46 179V178H45ZM48 179H49V177H48ZM79 179V178H78ZM183 180H184V178H182ZM211 179H212V177H211ZM231 179V178H230ZM47 180V179H46ZM45 180V181H46ZM50 180V179H49ZM60 180H61V187L62 188H64L65 190H66V188H67V185L66 184H64V182H65V177L64 176H61L60 177ZM161 180H162V178H161ZM227 180V179H226ZM229 180V179H228ZM1 181V180H0ZM39 181V180H38ZM106 181V180H105ZM133 181H135V179L133 180ZM170 181H171V179H170ZM224 181V180H223ZM47 182V181H46ZM78 182V181H77ZM108 182V181H107ZM169 182V181H168ZM172 182V181H171ZM173 182H175V181H173ZM191 182H192V180H191ZM191 182H190V184H191ZM219 182V181H218ZM0 183H2V182H0ZM39 183V182H38ZM49 183V182H48ZM227 183L229 184V181H227ZM41 184V183H40ZM50 184V183H49ZM78 184V183H77ZM165 184V183H164ZM208 184V183H207ZM69 185V184H68ZM134 185V184H133ZM36 186V185H35ZM94 186V185H93ZM128 186V185H127ZM129 186H131V185H129ZM208 186V185H207ZM224 186V185H223ZM227 186V185H226ZM229 186V185H228ZM235 187H236V185H234ZM0 187H1V184H0ZM42 187V186H41ZM49 187H50V185H49ZM107 187V186H106ZM138 187V186H137ZM183 186H181L180 185V188H182ZM34 188V187H33ZM50 188H52V187H50ZM122 188V187H121ZM142 188V187H141ZM220 188V187H219ZM230 188V187H229ZM23 189V188H22ZM31 189V188H30ZM74 190H75V188H73ZM228 189V188H227ZM139 190H140V188H139ZM143 190V189H142ZM217 190H219L218 188H217ZM221 190H222V188H221ZM226 190V189H225ZM28 191V190H27ZM80 191V190H79ZM94 191H95V189H94ZM107 191V190H106ZM145 191V190H144ZM146 191H148V189L146 190ZM28 192H31L30 190L28 191ZM40 192H42V191H40ZM45 192H47V191H45ZM48 192H50V190L48 191ZM69 192V191H68ZM168 192V191H167ZM222 192H224V191H222ZM226 192H228V191H226ZM232 192V191H231ZM24 193H26L25 195V197H27L29 200H30V198L28 197V194H27V192H24ZM38 193V192H37ZM43 193V192H42ZM42 193H40V194H42ZM55 193V192H54ZM53 193V194H54ZM88 193V192H87ZM92 194H93V192H91ZM150 193V192H149ZM156 193V192H155ZM154 193V194H155ZM190 193V192H189ZM225 193V192H224ZM52 194V195H53ZM91 194V195H92ZM157 194V193H156ZM159 194V193H158ZM169 194V193H168ZM210 194V193H209ZM211 194H213V193H211ZM220 194H221V192H220ZM46 195V193L44 194V196ZM142 195V194H141ZM163 195V194H162ZM21 196H23V195H21ZM21 196H19L18 195V200L21 198ZM30 196V195H29ZM36 196V195H35ZM43 195H41V197H42ZM87 196V195H86ZM143 196V195H142ZM150 196V195H149ZM156 196V195H155ZM167 196V195H166ZM20 197V198H19ZM24 197V196H23ZM40 197V201H41V198ZM51 197H53V196H51ZM84 197H85V195H84ZM83 197V198H84ZM153 197V196H152ZM165 197V196H164ZM164 197H162L163 199H165ZM167 197H169V196H167ZM223 197V196H222ZM27 198H21L22 200H27ZM48 198V197H47ZM46 197L44 198L43 197V199H42V201L44 200V199H47ZM76 198H77V196H76ZM86 198V197H85ZM141 198V197H140ZM224 198V197H223ZM20 199V200H21ZM52 199V198H51ZM51 199H47L48 200V202L51 200ZM57 199V198H56ZM154 199V198H153ZM153 199H152V201H153ZM220 199V198H219ZM218 199V200H219ZM18 200L16 199V201H17V203H20V202H18ZM46 200V201H47ZM55 200V199H54ZM78 200V199H77ZM141 200V199H140ZM145 200V199H144ZM168 200V199H167ZM40 202L42 205L43 204H45V206H49L50 205V202L47 204L46 203V201L44 200L43 202H45V203H43V202ZM64 201H65V198H64ZM80 201V200H79ZM170 201V200H169ZM23 201H21V203H22ZM26 202V201H25ZM27 202H28V200H27ZM33 202H34V200H33ZM32 202V203H33ZM39 202V201H38ZM38 202H35L34 204H37V205H39L38 204ZM138 202V201H137ZM161 202V201H160ZM217 202H219V201H217ZM16 203V202H15ZM20 203V204H21ZM28 203H30V202H28ZM51 203H53L52 201H51ZM64 203H66V202H64ZM103 203V202H102ZM145 203V202H144ZM148 203H149V201H148ZM151 203V202H150ZM161 203H164V200H163V202H161ZM167 203V202H166ZM0 204H1V206L3 205L2 203H1V201H0ZM24 204L25 203H22V207L20 206V208H19V210L21 211V210H23V212H25V210L24 209H21V208H23V206H24ZM27 204V203H26ZM34 204H32V207H30L29 205H27L28 206V208L29 209H31L30 211H29V213L28 212H25V213H27L29 216H30V214H33L34 213V216L36 217V215H35V212L36 211H38V210H36L37 208L35 207V206H33ZM147 204V203H146ZM168 204V203H167ZM166 204V205H167ZM18 205V204H17ZM31 205V204H30ZM67 205V204H66ZM69 205V204H68ZM135 205V204H134ZM161 205V204H160ZM163 205V204H162ZM161 205V206H162ZM44 206V205H43ZM51 206V205H50ZM49 206V207H50ZM178 206V205H177ZM216 206V205H215ZM4 207H5V205H4ZM12 207H14V206H12ZM19 207V206H18ZM17 207V208H18ZM46 207V209H48ZM66 207H69L70 208V205L69 206H65V204H64V208H66ZM149 207H150V205H149ZM148 207V208H149ZM156 207V206H155ZM160 207V206H159ZM164 207H165V205H164ZM212 207V206H211ZM1 208H3V206L1 207ZM25 208V207H24ZM28 208H25V209H28ZM33 208H35V209H33ZM58 208V207H57ZM63 208V209H64ZM74 207H72L71 209H73ZM85 208V207H84ZM163 208V207H162ZM181 208H182V206H181ZM214 208V207H213ZM216 208V207H215ZM5 209V208H4ZM3 209V210H4ZM11 209V208H10ZM14 209V208H13ZM33 209V210H32ZM53 209H54V207H53ZM79 209V208H78ZM118 209H119V207H118ZM153 209V208H152ZM217 209H218V207H217ZM0 210H2V209H0ZM2 210V211H3ZM36 210V211H35ZM97 210V209H96ZM120 210L121 209H119L118 211L120 212ZM154 210H156V208L154 209ZM182 210V209H181ZM215 210V209H214ZM239 210V209H238ZM16 211H18V209L16 210ZM28 211V210H27ZM35 211V212H34ZM47 211H49V210H47ZM73 211H75V208H74V210ZM87 211V210H86ZM94 211H95V209H94ZM159 211H160V208H159ZM179 211H180V209H179ZM215 211H217V210H215ZM240 211V210H239ZM1 212V211H0ZM4 212V211H3ZM6 212H7V210H6ZM23 212H21L20 213V217L22 218V220H25V214L23 213ZM31 212V213H30ZM50 212V211H49ZM121 212H123V211H121ZM130 212H131V210H130ZM150 212V211H149ZM153 212V211H152ZM156 212V211H155ZM162 212V211H161ZM176 212L178 213V211L176 210ZM207 212V211H206ZM214 212V211H213ZM219 212L221 213V210H219ZM223 212V211H222ZM230 212V211H229ZM18 212H16V214H17ZM52 214V216H53V212H51ZM58 213V212H57ZM77 213L79 214V212L77 211ZM88 213V212H87ZM102 213V212H101ZM101 213H100V215H101ZM106 213V212H105ZM124 213V212H123ZM158 212H156V214H157ZM168 213V212H167ZM180 213V212H179ZM210 213V215H211V217H212V220L210 221V223H214V222H216V220H218V218L220 217H217L218 215H216L215 213H212L211 211L209 212ZM217 213V212H216ZM233 213V212H232ZM1 214H3V213H0V215ZM7 214V213H6ZM6 214H4L5 216H6ZM38 214H40L41 215V213H40V211H39V213ZM50 214V213H49ZM83 214H85V213H83ZM130 214V213H129ZM153 214V213H152ZM161 214V213H160ZM176 214V213H175ZM197 214V213H196ZM222 214V213H221ZM228 214V213H227ZM9 215V214H8ZM7 215V216H8ZM39 215V216H40ZM50 215V217H51V220H52V216ZM57 215V214H56ZM60 215V214H59ZM64 215V214H63ZM77 215V214H76ZM76 215H74L75 216V222H78L79 221V223H74L75 225L74 226H68L69 228H71V227H75L76 226V224H82L83 223V225H87L86 224V220L87 219H83L82 218V216L81 215H79V216H81V217H77ZM159 215V214H158ZM157 215V216H158ZM162 215V214H161ZM170 215V214H169ZM202 215H204V213H202ZM3 215H1V217H2ZM23 216H24V219H23ZM38 216V217H39ZM42 216V215H41ZM40 216V217H41ZM68 216V215H67ZM154 216V215H153ZM156 216V215H155ZM156 216V217H157ZM164 215H162V217H163ZM20 217H19V215H18V217H17V220H21L20 219ZM33 217V216H32ZM35 217H33V219H35ZM37 217V218H38ZM50 217H47V218H49L48 220H50ZM55 217V216H54ZM62 217H64V216H62ZM76 217H77V219L79 218H82V219H80L81 220V222H80V220H78V221H76ZM119 217V216H118ZM117 217V218H118ZM151 217V216H150ZM156 217H152L153 219H155ZM177 217H180V216H178L177 215ZM201 217V216H200ZM224 217V216H223ZM6 218V217H5ZM4 218V216H3V219L0 221V224H2V223H4L5 222V219ZM19 218V219H18ZM31 219V216L30 217H28L27 216V219ZM71 218V220H73V218L72 217H70ZM91 218L92 217H90V220H91ZM173 218H174V216H173ZM173 218H171V219H173ZM187 218V217H186ZM237 218V217H236ZM235 218V219H236ZM7 219V218H6ZM39 219V218H38ZM114 220V218H111L110 220ZM151 219V218H150ZM149 219V220H150ZM152 219V220H153ZM165 219H167V218H165ZM179 219H181V217L180 218H178L177 219V222H178V220ZM4 220V221H3ZM47 220V221H48ZM68 220V222H69V220L70 219H67ZM66 220V221H67ZM89 220V221H90ZM151 220V224L152 225H155L153 222H155V221H152ZM196 220V219H195ZM264 220V219H263ZM35 221H36V219H35ZM38 221V220H37ZM60 221H62V220H60ZM83 221V222H82ZM84 221H85V224H84ZM104 221V220H103ZM24 222V221H23ZM93 222V221H92ZM113 222V221H112ZM16 223V222H15ZM14 223V224H15ZM25 223H28V222H25ZM31 223V222H30ZM49 223H51V221L49 222ZM62 223H63V221H62ZM88 223V222H87ZM99 223H101V222H99ZM122 223V222H121ZM180 223V222H179ZM178 223V224H179ZM17 224V223H16ZM29 224V223H28ZM65 224V223H64ZM67 224V223H66ZM89 224V223H88ZM183 224V223H182ZM186 224V223H185ZM48 225H51V224H48ZM71 225V224H70ZM103 225V224H102ZM102 225L100 226V224H99V226L100 227H102ZM2 226V225H1ZM1 226H0V228H1ZM18 226V225H17ZM34 226V225H33ZM58 226H59V224H58ZM64 226V225H63ZM66 226V225H65ZM62 227V228H66V227ZM89 226V229H91L90 228V226H92L91 224L90 225H88ZM114 226V225H113ZM51 227V226H50ZM60 227V226H59ZM57 228V229H61V228ZM85 227V229L84 230H86V231H89V229H86V227L87 226H84ZM95 227V226H94ZM93 227V228H94ZM152 227V226H151ZM185 227H187V226H185ZM149 227H147L146 229H148ZM155 228H156V225H155ZM190 228H192L193 229V227L191 226ZM1 229H4V228H1ZM1 229H0V231H1ZM50 229V228H49ZM76 229H78L77 227H76ZM101 229H103V228H100L99 230H101ZM150 229V228H149ZM169 229V228H168ZM208 229V228H207ZM4 230H6V229H4ZM44 230V229H43ZM48 230V229H47ZM99 230H96V231H94V233L95 232H99ZM115 230V229H114ZM151 230V229H150ZM36 231V230H35ZM58 231V230H57ZM85 231V233L83 234V237H78L79 238V240L81 241L82 239L84 240V238L86 237V238H88V233ZM167 231V230H166ZM210 231V230H209ZM213 231H217L216 230V228H214L213 227ZM2 232H3V230H2ZM5 232V231H4ZM3 232V233H4ZM10 231H8V233H7V235L8 236H10L11 238L13 237L12 236V234H10L9 233ZM21 232H23V231H21ZM40 232V234L42 235V233H41V231H39ZM46 232V231H45ZM44 232V233H45ZM92 232V231H91ZM114 232V231H113ZM147 232H149L148 230H147ZM151 232H152V230H151ZM264 232V231H263ZM2 233V237L4 236V235H6V234H3ZM11 233H12V231H11ZM16 233V232H15ZM15 233H13L14 235H15ZM63 233H66V232H64V230H63V232L61 231V234H63ZM87 233V234H86ZM100 233V232H99ZM99 233H98V235H99ZM102 233V232H101ZM25 234V233H24ZM46 234V233H45ZM44 234V235H45ZM152 234H154V233H152ZM262 234V233H261ZM41 235H40V237H41ZM44 235H42V236H44ZM85 235V236H84ZM7 236V237H8ZM24 236V239H25V235H23ZM149 236V235H148ZM166 236V235H165ZM168 236H169V234H168ZM212 236V235H211ZM149 237H151V236H149ZM167 237V236H166ZM190 237H191V239L192 240H194L193 239V236H191L190 235ZM260 237H262V236H260ZM75 238H76V236H75ZM152 238H154V237H152ZM170 238V237H169ZM221 238V237H220ZM5 242L6 241H8L9 242V240H5V238H2ZM7 239H10L9 237L7 238ZM14 239V238H13ZM72 239V238H71ZM147 239V238H146ZM150 239V238H149ZM232 239H233V237H232ZM261 239H263V238H261ZM15 240V239H14ZM13 240V241H14ZM23 240V239H22ZM33 240V239H32ZM42 240V239H41ZM156 240H157V238H156ZM201 240V239H200ZM214 240V239H213ZM258 239L256 238V241H257ZM10 241H11V239H10ZM16 241V240H15ZM34 241V240H33ZM68 241L70 242L71 240L70 239H68ZM74 240H72V243L70 242V244H68V245H70L71 246V244H75L76 242H73ZM94 241V240H93ZM135 241V240H134ZM143 241V244H144V240H142ZM151 241V240H150ZM215 241V240H214ZM255 241V242H256ZM5 242H3V243H5ZM43 242V241H42ZM147 242V241H146ZM167 242H168V240H167ZM199 242H201V241H199ZM262 242V241H261ZM11 243H12V241H11ZM79 243H81V244H83V248H84V251L86 252V253H88L87 252V250H89L90 248H92V246L89 248L87 245H85L84 243H85V241H83V243L82 242H78L77 244L79 245ZM106 243V242H105ZM148 243V242H147ZM6 244H8V243H6ZM5 244V246H8V245H6ZM16 244H17V242H16ZM137 244V243H136ZM142 244V243H141ZM157 244V243H156ZM158 244H161L160 242L158 243ZM168 244V243H167ZM20 245V244H19ZM140 245V244H139ZM62 246H64V245H62ZM74 246V245H73ZM87 246V248H86V250H85V247ZM89 246H90V244H89ZM166 246H168V245H166ZM220 248H219V247ZM233 246V245H232ZM261 246V245H260ZM68 247V246H67ZM66 247V248H67ZM75 247V246H74ZM105 247H106V245H105ZM121 247V246H120ZM119 247V249L120 250H122L121 248ZM134 247V246H133ZM137 247V246H136ZM139 247V246H138ZM152 247V245L150 246V248ZM231 247V246H230ZM6 248V247H5ZM103 248V247H102ZM111 248V247H110ZM169 248V247H168ZM232 248V247H231ZM258 248V247H257ZM261 248V247H260ZM165 249V248H164ZM219 249H220V251H219ZM255 249V250H254ZM93 250V249H92ZM95 250V249H94ZM98 250V249H97ZM110 250V249H109ZM108 250V251H109ZM262 250H264V249H262ZM19 251V250H18ZM2 252L3 251H1V253H0V255L2 254ZM76 252V251H75ZM89 252H92L91 251V249L89 250ZM110 252V251H109ZM163 252V251H162ZM262 252V251H261ZM46 253V252H45ZM59 253V252H58ZM169 253V252H168ZM220 253H222L223 255L221 256V254ZM234 253V252H233ZM258 253H259V255H262L261 257H259V255H258ZM55 254V253H54ZM99 254V253H98ZM130 254V253H129ZM155 254V253H154ZM166 254V253H165ZM220 254V255H219ZM17 254H14V257L16 256ZM25 255H26V253H25ZM29 255V254H28ZM59 255V254H58ZM84 255V254H83ZM82 255V258H84L85 260H86V257H85V255L83 256ZM258 255V256H257ZM3 256V255H2ZM55 256H57L56 254H55ZM54 256V257H55ZM92 256V255H91ZM110 256V255H109ZM111 256H112V254H111ZM237 256H235V257H237ZM51 257V256H50ZM61 257V255L58 257V258H60ZM72 257H74L73 256V254H72ZM55 258H57V257H55ZM62 258V257H61ZM96 258V257H95ZM126 258H128V255L126 256ZM22 259H23V256H22ZM67 259V258H66ZM118 259H119V256H118ZM123 259V258H122ZM121 259V260H122ZM245 259H246V261H245ZM0 260H1V257H0ZM16 260V259H15ZM62 259H60V261H61ZM119 261V262H122V261ZM124 260V259H123ZM134 259H132V261H133ZM263 260H264V258H263ZM55 261V260H54ZM57 261H59V260H57L56 259V261L55 262H57ZM96 261V260H95ZM106 261V263H107V260H105ZM118 261H116L115 263H118ZM136 261V260H135ZM19 262V261H18ZM134 262V261H133ZM141 262V261H140ZM3 263V262H2ZM53 263V262H52ZM113 263V262H112ZM111 263V264H112ZM115 263H113V264H115ZM261 263V262H260ZM72 264H74V263H72ZM81 264V263H80ZM108 264V263H107ZM118 264H121V263H118ZM123 264V263H122ZM141 264V263H140Z\"/></svg>",
    "mask_w": 264,
    "mask_h": 264
}]
</instances>
